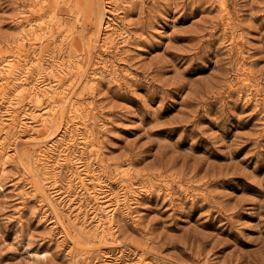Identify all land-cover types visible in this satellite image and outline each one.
Listing matches in <instances>:
<instances>
[{"label":"rangeland","instance_id":"374dc122","mask_svg":"<svg viewBox=\"0 0 264 264\" xmlns=\"http://www.w3.org/2000/svg\"><path fill=\"white\" fill-rule=\"evenodd\" d=\"M0 264H264V0H0Z\"/></svg>","mask_w":264,"mask_h":264},{"label":"bare ground","instance_id":"6f19581e","mask_svg":"<svg viewBox=\"0 0 264 264\" xmlns=\"http://www.w3.org/2000/svg\"><path fill=\"white\" fill-rule=\"evenodd\" d=\"M100 16H101V14H100ZM99 19H100V18H99ZM99 19H98V20H99ZM99 21H100V23H101L102 19H100ZM100 23H99L98 25H100ZM100 26H101V25H100ZM98 27H99V26H98ZM7 65H8V64H7ZM2 66H3V65H2ZM5 66H6V65H5ZM26 66H27V65H26ZM3 67H4V66H3ZM3 67H2V68H3ZM23 69H24V68H23ZM39 69H40V68H39ZM25 70H27V69H25ZM25 70H23V71H25ZM21 73H22V72H21ZM22 74H23V73H22ZM20 75H21V74H20ZM18 76H19V75H18ZM18 82H19V81H18ZM36 87H37V86H36ZM17 88H18V87H17ZM17 88H16V89H17ZM19 88H20V87H19ZM19 91H20V90H19ZM19 91H18V92H19ZM34 96H35V94H34ZM35 98H36L37 101L39 100V95H38V93L36 94V97H35ZM69 101H70V100H69ZM69 103H70V102H69ZM71 104H73L72 101H71ZM71 104H70V105H71ZM69 107H70V106H69ZM74 107H75V106H74ZM70 111H71V110H70ZM75 111H76V110H75Z\"/></svg>","mask_w":264,"mask_h":264}]
</instances>
